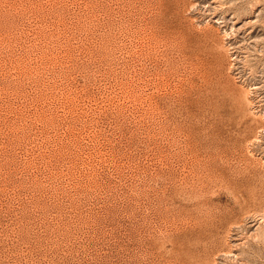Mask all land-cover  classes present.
<instances>
[{
  "label": "rangeland",
  "instance_id": "obj_1",
  "mask_svg": "<svg viewBox=\"0 0 264 264\" xmlns=\"http://www.w3.org/2000/svg\"><path fill=\"white\" fill-rule=\"evenodd\" d=\"M0 264H264V0H0Z\"/></svg>",
  "mask_w": 264,
  "mask_h": 264
}]
</instances>
